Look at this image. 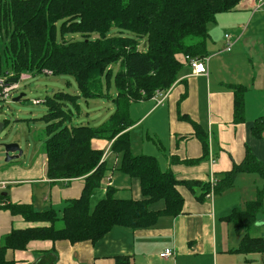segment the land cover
I'll use <instances>...</instances> for the list:
<instances>
[{"label":"trees","instance_id":"16d2710c","mask_svg":"<svg viewBox=\"0 0 264 264\" xmlns=\"http://www.w3.org/2000/svg\"><path fill=\"white\" fill-rule=\"evenodd\" d=\"M241 1L0 0V76L49 73L70 76L76 85L75 95L57 92L44 100L43 154L45 177L52 183L83 181L78 198L65 200L59 209L41 212L32 204H13L7 194L0 193V210L33 225L13 228L1 239L0 264H14L6 261V251H23L32 241L95 244L115 227L138 232L153 229L161 218L182 213L184 201L177 187L192 194L199 190V201L212 199L232 189L241 174L257 175L263 186L253 200L221 219L241 235L237 247L228 252L264 256V238L250 235L264 208V163L246 148L241 163L214 176L213 184L179 181L170 170H161L155 157L134 154L128 130L133 124L129 106L150 100L156 92H168L187 64L186 57L207 59L208 26L218 15L235 11ZM262 1L258 0L253 12L264 9V4L256 9ZM111 82L113 98L108 94ZM227 87L233 93L232 121L242 124L246 89ZM103 98L111 99L114 108L105 122L96 127L70 124L80 99ZM180 119L191 124L203 152L197 160L171 162L194 165L208 159V135L186 116ZM250 132L262 139L264 118L255 119ZM93 140L111 143L109 151L117 157L112 168L103 160L102 151L93 150ZM114 167L122 176L138 181L142 198L120 199L115 189L107 187L104 197L92 206L93 194ZM159 202L161 209H151ZM130 260L128 256L114 257L115 264H129Z\"/></svg>","mask_w":264,"mask_h":264},{"label":"crops","instance_id":"0c3cea01","mask_svg":"<svg viewBox=\"0 0 264 264\" xmlns=\"http://www.w3.org/2000/svg\"><path fill=\"white\" fill-rule=\"evenodd\" d=\"M257 2L242 0L235 11L216 17L214 24L229 31L232 48L230 55H224L220 51L224 47L217 45L218 35L207 42L206 76H192L186 64L187 71L182 73L183 68L162 104L150 99L129 106L128 115L133 123L128 129L130 137L138 135L131 147L134 154L155 157L160 169L170 170L179 181L202 183H209L214 176L241 163L246 148L257 161L264 163V136L256 139L250 134L254 120L264 118V43L245 40L250 28H257L264 21V9L253 12ZM256 44L259 48L254 51ZM243 53H247L246 57ZM227 85H241L246 89L242 124L235 125L232 121L233 93ZM182 116L199 124L208 135L210 152L215 157L213 164L207 159L194 165L171 162L172 159L197 160L203 152L201 143L193 136L191 124L181 120ZM110 144L102 140L91 142L93 150L102 151L103 160L112 168L117 157L110 153ZM38 163L39 160L37 164L27 165L25 170L0 172V183H4L0 193L7 194L13 204H32L40 211L59 209L65 200L80 196L82 179L52 183L45 177L46 160L40 168ZM107 178L117 198L124 195H127L124 199L142 198L138 181L122 176L115 167ZM262 185L257 175L241 174L232 189L202 201L196 199L199 190L192 194L179 186L177 190L184 201L182 213L175 218H161L153 229L138 232L115 227L95 244L32 241L23 251H6L5 259L14 264H115V256H128L129 264H264L261 254H249L253 255L249 257L229 253L237 247L241 235L235 233L231 224L221 221L232 209L242 208L254 199ZM105 191L102 184L92 199L100 200ZM161 208L160 202L151 207ZM27 226L33 225L0 210V244L13 228ZM250 231L252 237L264 238V208L261 220ZM167 248L173 251V257L161 259L159 253Z\"/></svg>","mask_w":264,"mask_h":264},{"label":"rangeland","instance_id":"374dc122","mask_svg":"<svg viewBox=\"0 0 264 264\" xmlns=\"http://www.w3.org/2000/svg\"><path fill=\"white\" fill-rule=\"evenodd\" d=\"M222 24L227 28L224 23ZM225 34L230 33L229 31H223L215 24L209 25V38L207 42L209 40H215L214 37L216 35L219 36L218 38L220 40V37L222 35V37H224ZM247 36L245 39L247 42L252 39L254 42L260 43L261 41L264 43V21H261L257 28H250L249 35ZM222 37V42H220V44L219 40L217 42L218 48L224 47V50L222 48L220 51H224V55H230V52H225V41ZM258 48L259 46L257 44L254 45V51H257ZM246 54L243 53V57H246ZM248 54L251 55L250 53ZM186 71L187 68H184L182 73ZM20 87L19 91L12 94L7 103L0 104V123L6 124L0 131V172L10 169L25 170L28 167L27 165L37 164L38 160L39 168L43 162L45 163L46 158L43 154V141L45 140L43 132L45 130V122L43 116L46 114V106L44 100L46 97L50 98V96L57 92L72 95L77 94L76 85L70 76H51L47 73H40L37 75L30 74V79L20 81ZM108 94L109 98L114 97L115 90L112 82L110 83ZM109 98L93 99L88 100V102H84L80 99L78 101V111L75 112L72 110L73 119L70 124L78 126L88 125L93 127L102 124L108 119L113 111V104ZM35 101L39 103L34 104ZM133 140L137 142V134L131 135V147L133 145ZM9 146L18 147L21 156L17 157L19 152L7 154L6 150ZM7 157L17 158L6 161ZM135 180L136 179L133 181ZM129 188L130 185L126 189ZM127 193L130 194L131 192L129 191ZM96 202L97 201L92 199L91 205L93 206ZM261 217L262 213L257 215L256 223L261 220ZM254 255L258 256L257 254ZM250 256L253 255H249V257Z\"/></svg>","mask_w":264,"mask_h":264},{"label":"built area","instance_id":"2783aa9c","mask_svg":"<svg viewBox=\"0 0 264 264\" xmlns=\"http://www.w3.org/2000/svg\"><path fill=\"white\" fill-rule=\"evenodd\" d=\"M263 1L260 3V5H257L256 9H261V6L263 5ZM224 41H225V52H230L229 50H231L232 47V41H231V36L228 34H225L224 37ZM187 60V65L191 70V75L192 76H206L207 75V68H206V62L207 60L204 59L202 60H197V59H193V58H189L186 57ZM49 74V73H47ZM14 78L11 74L10 75H6L4 77H0V104H5L9 101L10 97L12 96L13 93L19 91L20 87V81H26L28 79H30V75L29 74H22L20 75L18 78L16 79L15 83H9L8 79ZM168 92H156L151 99L154 100L157 104H162V102L165 100L166 96H167ZM39 102L35 101L34 104H38ZM210 163H214L215 162V157L213 156V154L210 152L208 153V159H207ZM110 178H106V180L103 182L104 184V188L106 189L107 187L110 186V182L109 181ZM213 179L210 181V184H213ZM4 183H0V187L3 188ZM209 198H212V194L209 195ZM1 205H3V203H1ZM174 253L171 249H165L163 250V252H161L159 254L160 258L163 259H168L170 257H173Z\"/></svg>","mask_w":264,"mask_h":264},{"label":"water","instance_id":"95a60500","mask_svg":"<svg viewBox=\"0 0 264 264\" xmlns=\"http://www.w3.org/2000/svg\"><path fill=\"white\" fill-rule=\"evenodd\" d=\"M8 82L9 83H15L16 82V79L15 78H11V79H8ZM4 127V124L0 123V131L2 130V128ZM18 153L17 157L21 156V152L18 150V147L16 146H9L7 147V150H6V153ZM17 157H7L6 161H10V160H13V159H16ZM10 158V159H9Z\"/></svg>","mask_w":264,"mask_h":264}]
</instances>
